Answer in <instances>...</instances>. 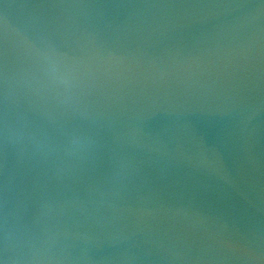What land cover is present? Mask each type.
<instances>
[{"label":"water","instance_id":"1","mask_svg":"<svg viewBox=\"0 0 264 264\" xmlns=\"http://www.w3.org/2000/svg\"><path fill=\"white\" fill-rule=\"evenodd\" d=\"M0 264H264V0H0Z\"/></svg>","mask_w":264,"mask_h":264}]
</instances>
